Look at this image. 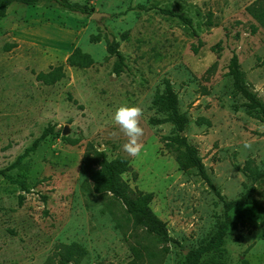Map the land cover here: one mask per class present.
Returning a JSON list of instances; mask_svg holds the SVG:
<instances>
[{
	"label": "rangeland",
	"instance_id": "rangeland-1",
	"mask_svg": "<svg viewBox=\"0 0 264 264\" xmlns=\"http://www.w3.org/2000/svg\"><path fill=\"white\" fill-rule=\"evenodd\" d=\"M64 1L87 14L56 3H15L0 20V170L7 174L0 176V264H60V246L72 244L88 253L82 264H186L190 251L215 239L228 218L237 228L202 263L264 264V224L253 226L263 222L261 211L249 205L227 212L197 171H181L166 149L173 124L151 123L167 116L154 101L168 80L189 119L184 136L215 187L228 202L246 194L253 185L242 171L247 161L264 170V122L234 93L229 66L236 52L248 85L264 101V28L247 11L257 0ZM113 42L125 57L119 76ZM10 45L16 47L7 51ZM77 48L94 59L92 67L67 64ZM59 66L66 77L57 84L37 80ZM125 104L144 109L139 158L123 151L127 137L113 121ZM50 127L57 132L15 165ZM91 148L109 160L131 161L123 177L133 190L155 195L152 209L174 240L169 253L134 227L121 203L94 192L85 161L89 150L94 156ZM91 166L97 168L93 159ZM255 197L264 208V184Z\"/></svg>",
	"mask_w": 264,
	"mask_h": 264
},
{
	"label": "trees",
	"instance_id": "trees-1",
	"mask_svg": "<svg viewBox=\"0 0 264 264\" xmlns=\"http://www.w3.org/2000/svg\"><path fill=\"white\" fill-rule=\"evenodd\" d=\"M43 2L56 3L63 9L87 14L86 8L75 6L64 0H0V20L7 16L8 9L15 3H21L27 6H37ZM248 13L257 21V23L264 28V0H257L248 9ZM164 15L178 18L186 25L192 26L193 21L190 18L181 16L172 10H162ZM258 28H254L253 33H256ZM16 47L7 46V51ZM111 55L116 56L118 61L115 67V73L119 76L122 73L123 65L125 64V57L119 50V44L113 42L109 47ZM67 64L71 67L88 69L92 67L95 62L94 59L81 49L77 48L67 60ZM229 75L233 78L234 93L246 99L245 108L248 113L260 121L264 122V101L259 95L253 91L246 81V75L242 70L239 55L233 52L230 60ZM66 77L63 66L52 68L49 72H41L37 75V80L48 86H52L60 82ZM155 107L166 114L163 119H152V125L159 126L171 123L174 126L172 136L164 138L166 149L175 155L179 169L183 172L192 170L197 171L198 175L208 183L210 188L216 193L219 200L224 204L226 211L229 212L237 207H246L249 205L256 206L264 215V208L259 204L255 195L257 193V184H264V170L256 164L254 160L247 161L242 171L252 181V186L248 189L246 194L240 199L228 202L215 187L210 175L208 174L205 163L200 156L199 150L190 144L188 138L184 136L185 129L188 125L189 119L185 114H182L179 107V96L175 92L170 81H165V91L163 94H158L154 101ZM55 128L50 127L45 130L42 137L37 140L31 149L27 151L24 156H21L15 165H19L22 160L31 152L37 149L40 141L49 135L55 134ZM71 143L76 144V141L70 140ZM94 156L90 155V151L85 154L86 165L90 172V178L93 181L94 192L99 196H108L114 199L115 202L121 203L125 208L126 213L133 223L135 228L143 229L149 236H152L158 244L163 246V252L169 253V245L174 241L169 233L167 224L159 218L153 211L152 203L155 199L153 193H144L142 191H135L131 188L129 183L124 179L123 175L132 170L131 161L123 156H119L114 160H109L107 152L99 151L91 148ZM93 163L97 166H91V158ZM7 176L4 170H0V176ZM22 189L28 191L25 182H20ZM21 199H23L21 197ZM264 224V219L261 224L253 223V226L258 228ZM237 228L231 218L221 226V229L215 239L208 242L206 245L199 247L196 250L190 251L186 258V264H203L202 259L205 255L219 250L225 243V238L231 229ZM137 260H141V255L135 251ZM88 255L87 251L79 244H72L68 246H60L57 257L60 259V264H82L81 259ZM48 264H56L50 262ZM136 264V263H134ZM207 264V263H204ZM209 264H220L216 260H212ZM243 264H251L249 261H243Z\"/></svg>",
	"mask_w": 264,
	"mask_h": 264
},
{
	"label": "clouds",
	"instance_id": "clouds-1",
	"mask_svg": "<svg viewBox=\"0 0 264 264\" xmlns=\"http://www.w3.org/2000/svg\"><path fill=\"white\" fill-rule=\"evenodd\" d=\"M144 115V109L137 105H121L113 114V121L127 137V142L123 144V151L130 157L139 158L142 154L144 145L142 137L144 128L141 126V120ZM245 149L251 150L252 144L245 141Z\"/></svg>",
	"mask_w": 264,
	"mask_h": 264
},
{
	"label": "water",
	"instance_id": "water-1",
	"mask_svg": "<svg viewBox=\"0 0 264 264\" xmlns=\"http://www.w3.org/2000/svg\"><path fill=\"white\" fill-rule=\"evenodd\" d=\"M95 16H98V14H96ZM57 131V130H56ZM68 130H65L64 131V134H67Z\"/></svg>",
	"mask_w": 264,
	"mask_h": 264
}]
</instances>
